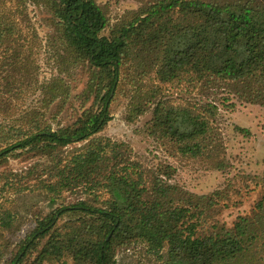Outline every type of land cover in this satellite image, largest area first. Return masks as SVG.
<instances>
[{
  "label": "trees",
  "instance_id": "trees-1",
  "mask_svg": "<svg viewBox=\"0 0 264 264\" xmlns=\"http://www.w3.org/2000/svg\"><path fill=\"white\" fill-rule=\"evenodd\" d=\"M136 1L137 11L109 27L95 0H0V57L8 65L27 26L26 3L42 8L61 42L51 46L55 74L45 105L55 110V127L38 114L0 146V163L36 159L23 178H2L15 193L42 197L49 212L10 243L17 219L0 188V264H116L118 251L138 246L150 264H264V182L252 215L228 226L217 219L218 193L194 195L171 182L168 166L143 167L127 143L100 135L126 87L125 122L152 108L149 136L179 158L222 169L218 94L264 109V0ZM20 61L26 72L28 59ZM78 69L79 113L62 126L56 116L72 98L63 75L74 78ZM33 175L31 185L21 183ZM65 193L80 198L65 204Z\"/></svg>",
  "mask_w": 264,
  "mask_h": 264
},
{
  "label": "rangeland",
  "instance_id": "rangeland-1",
  "mask_svg": "<svg viewBox=\"0 0 264 264\" xmlns=\"http://www.w3.org/2000/svg\"><path fill=\"white\" fill-rule=\"evenodd\" d=\"M95 1L108 16L109 27H112L126 13L137 11L140 7L136 0ZM25 5L27 26L23 28V37L13 45V50H17V58L12 59L11 65H8L0 57V146L2 148L6 141L13 143L19 137L21 126L29 125L28 122L34 118L40 119L38 114L44 115L42 119L53 128L56 125L50 121L55 111L53 106L51 105L46 111L45 105H47V87L55 74L53 59H51L54 51L51 46L54 45L56 49H60L61 42L52 36V30L45 21L47 15L42 12V8L36 5L30 6L27 3ZM108 31L109 29H106L104 34L107 35ZM25 58L28 59V62H25L26 72L20 69L19 65L20 60ZM83 76L81 69L76 71L74 78L66 73L63 75L72 88V98L56 116V122L62 126L74 122L79 113V102L73 97L83 89ZM129 95V89L127 90L126 87L117 93L110 105L112 120L100 134L101 136L127 143L135 160L143 167L156 169L160 165L164 170L168 166L171 168L168 169L171 173V182L194 195L208 196L218 193L217 219L221 223L230 226L236 217L252 215L254 206L262 195L264 182L263 108L240 103L234 98L223 102L221 98H226L225 95L218 94L215 101L219 107L217 125L223 142V149L218 157L223 160L224 167L214 169L200 161L182 159L173 155L170 144L166 143L162 146L159 140L149 136L145 128L151 119L152 108L133 123L125 122V107ZM198 98L193 96L192 100L196 101ZM230 104H233V108ZM85 105L88 106L89 103ZM80 145L82 144L70 146L65 151L69 152ZM35 160L21 156L15 159L9 158L6 163H0V188L5 184L1 200L7 208L14 211L17 219L16 233L10 243L21 238L31 228L36 216L49 212V204L42 197L28 190L15 193L7 189L8 185L2 178L8 172L23 178ZM30 178H32L31 181L27 179L20 181L31 185L36 175ZM63 197L65 204L74 203L80 198L78 194L73 193H65ZM66 220L67 217H64L63 222ZM116 254V264H150L149 255L139 246L120 250ZM67 263L71 264V261L68 260Z\"/></svg>",
  "mask_w": 264,
  "mask_h": 264
}]
</instances>
